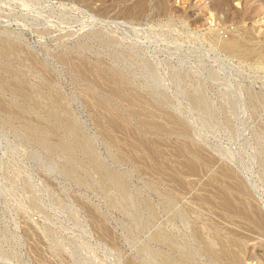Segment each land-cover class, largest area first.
<instances>
[{"label": "rangeland", "instance_id": "obj_1", "mask_svg": "<svg viewBox=\"0 0 264 264\" xmlns=\"http://www.w3.org/2000/svg\"><path fill=\"white\" fill-rule=\"evenodd\" d=\"M0 264H264V0H0Z\"/></svg>", "mask_w": 264, "mask_h": 264}, {"label": "bare ground", "instance_id": "obj_2", "mask_svg": "<svg viewBox=\"0 0 264 264\" xmlns=\"http://www.w3.org/2000/svg\"><path fill=\"white\" fill-rule=\"evenodd\" d=\"M234 8H235V7H234ZM236 11H237V10H236ZM233 42H234V41H233ZM233 42H232V44H233ZM241 43H242V42H241ZM234 45H235V43H234ZM231 46H232V45H231ZM236 46H237V45H236ZM244 46H245V45H244ZM251 47H252V46H251ZM251 47H250V48H251ZM244 49H245V48H244ZM240 50H241V49H240ZM252 53L254 54V51H253V52H250V54H252ZM262 54H263V52H262ZM255 55H256V54H255ZM246 56H247V55H246ZM247 58H248V57H247ZM260 224H261V223H260Z\"/></svg>", "mask_w": 264, "mask_h": 264}]
</instances>
